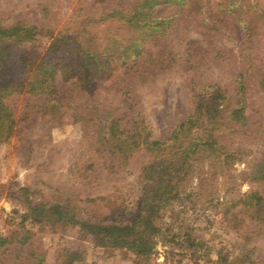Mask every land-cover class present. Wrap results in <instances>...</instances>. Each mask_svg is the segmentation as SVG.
<instances>
[{
    "label": "rangeland",
    "instance_id": "rangeland-1",
    "mask_svg": "<svg viewBox=\"0 0 264 264\" xmlns=\"http://www.w3.org/2000/svg\"><path fill=\"white\" fill-rule=\"evenodd\" d=\"M92 1L0 0L6 22L48 31L30 43L12 44L11 52L23 57L33 52L37 62L51 34L77 30L82 21L98 43L115 31L129 41L133 22L81 18ZM176 9L169 3L154 6L157 35L143 43L137 39L140 53L126 63L132 66L127 80L116 79L120 67L88 83L57 72L49 97L27 93L28 75L20 76L22 87L0 99L18 129L0 138V236H26L22 247L13 242L0 248V264H32L28 246L44 264H264V209L252 205L256 197L264 199V113L252 109L249 87L253 48L264 62V0H184L183 14ZM208 19L217 28L210 25L201 35ZM249 23L263 26L254 41ZM162 43L169 60L165 69L156 57ZM198 46L206 50L196 62ZM256 81L264 106V77ZM215 90L226 97L225 115L213 131L201 124L187 138L204 154L182 170L169 169L164 182L158 165L172 157L184 160L181 148L138 146L126 158L112 153L107 124L113 115L124 135L141 125L147 140L163 142L196 109L216 114ZM53 97L62 103L59 116L31 114ZM230 106L238 109L237 120L227 118ZM28 114V121H20ZM145 185L162 188L143 193ZM57 205L63 220L54 213ZM33 208H46L49 215H34ZM84 222L133 230L126 229L122 240H107L84 229ZM134 235L146 239V252L130 243Z\"/></svg>",
    "mask_w": 264,
    "mask_h": 264
},
{
    "label": "trees",
    "instance_id": "trees-1",
    "mask_svg": "<svg viewBox=\"0 0 264 264\" xmlns=\"http://www.w3.org/2000/svg\"><path fill=\"white\" fill-rule=\"evenodd\" d=\"M229 0H224L225 4H228ZM92 6L86 11L81 18L84 20L87 18L92 22L104 21L110 17H120V19H125L128 22H133L135 26L129 27L128 34L131 35V39L125 38L124 35L119 34L115 31L107 37V41L104 43H98L96 41L97 35L89 31L87 27L83 26L84 21L81 22L78 29L75 31H59L56 35H50L51 40L49 46L45 48V54L36 62V56L33 52H30L28 57H23L22 55H16L11 52L10 46L16 43H30L36 36L48 33V31L43 32L41 27L37 25H29L23 22H6L3 17H0V99L3 96L8 95L13 91H17L22 87L17 83V78L20 76H27V81L25 83V91L32 95H47L51 97L55 92L54 87V76L57 72H60L65 80H72L77 78L80 82L88 83V81H102L103 74L112 72L115 68L120 67L121 74H118L117 78L122 80H127V70H131L132 66H127L126 63L132 56L138 57L140 51L135 49L138 44L137 39L142 40L141 43L145 42L147 39L156 37L154 35V29L157 23L155 19L153 9L156 4L169 3L174 7L179 9L175 10V14L179 16L183 14L181 7L184 4V0H125L124 3H120V0H93ZM110 4V5H109ZM99 9V10H98ZM98 13H95V12ZM189 12V11H188ZM187 12V13H188ZM93 13L98 14L96 17H91ZM186 15V14H185ZM210 16V12L208 13ZM210 18V17H209ZM208 19L206 23H203V28L199 30L201 35H205L208 32L210 25L212 28H217L212 20ZM255 22V21H254ZM83 24V25H82ZM140 25V27L138 26ZM263 26L256 25L253 26L252 23L248 24L246 27L249 30V36L251 41H254L258 37V30ZM140 29L138 35H133L134 30ZM133 31V34L130 32ZM164 30V29H163ZM160 31V32H159ZM156 32L161 33V30H156ZM67 33H70L68 35ZM139 36V37H137ZM165 44L158 45V66L165 69L169 67V60L165 59L164 49ZM42 46L38 47L36 50L41 49ZM198 46L193 51L194 60L197 61V57L204 55V49H200ZM202 50V51H201ZM253 65L251 66V80L249 81V87L251 89L252 97V109L257 114L264 113V106L262 102L259 101L260 92L255 87L257 81L256 79H262L264 77V62L263 58H259L255 53L256 48L252 49ZM28 58V59H27ZM146 73V71H141ZM124 74V75H123ZM123 77H120L122 76ZM115 79V80H116ZM110 84L115 83L114 79ZM259 82V81H258ZM82 83V84H83ZM260 83V82H259ZM126 84V83H125ZM127 85V84H126ZM258 91V92H257ZM213 98V106H215L216 114L207 115L206 113H201V111L196 109L188 118L180 123L171 133V136L167 141L158 140H147V133L145 136L141 133L142 126L140 125L139 130L135 134L124 135L122 131H118V122L120 121L119 116H114L109 120L107 124L110 132L108 139L111 144L112 153L118 155L121 158H126L129 152L138 146H144L148 150L152 151H162L168 148H181L179 153L180 156H184L180 160L175 161V157L170 159V162L166 161L158 165L161 174V180L164 182V175L169 169L176 168V170H182L185 163L190 159L199 160L201 158V148L198 145H194L187 141L189 132L193 128L199 129L201 124L209 126V131H213L216 127L215 125L220 122L221 117H223L225 109L224 101L226 97L219 90H215L211 93ZM52 100V99H51ZM224 100V101H223ZM62 111V103L57 101L55 97L50 102L46 101V104H41L37 109L31 111V114L41 115L42 118L47 117H57ZM230 112L227 118L232 120L236 118L238 109L230 106L228 109ZM76 114V111H73ZM30 114L25 115L20 121L24 119L26 122L30 119ZM107 120V119H106ZM99 129L102 128L101 120L98 122ZM17 124L15 119L9 109L0 101V138H8L14 132H18ZM101 132V131H99ZM177 156L178 153H174ZM176 162V163H175ZM169 173V172H168ZM161 186L150 187L145 185L143 187V193L147 191H160ZM256 209H264V199L261 196L256 197L255 203L252 204ZM31 213L34 215H49V211L46 208H33ZM58 220L65 219L63 211L60 206L57 205L55 212ZM37 221V220H36ZM84 229L92 232L96 235H100L107 240H122L123 233L126 229L132 232L131 227H120L116 225H100L91 224L84 222ZM134 234V233H133ZM15 234L10 237L0 236V248L9 243L16 242L19 247H22L26 243V236ZM132 245L136 248L138 253L146 252L148 249L146 239L140 236H132L130 241ZM28 251L29 258L32 264H44L43 257L40 253H36L26 247Z\"/></svg>",
    "mask_w": 264,
    "mask_h": 264
}]
</instances>
